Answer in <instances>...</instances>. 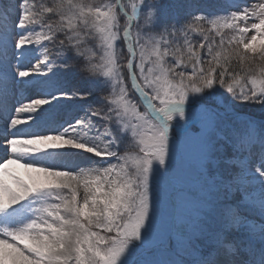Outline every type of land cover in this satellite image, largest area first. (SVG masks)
<instances>
[{
    "label": "snow or ice",
    "instance_id": "obj_1",
    "mask_svg": "<svg viewBox=\"0 0 264 264\" xmlns=\"http://www.w3.org/2000/svg\"><path fill=\"white\" fill-rule=\"evenodd\" d=\"M0 264H264V0H0Z\"/></svg>",
    "mask_w": 264,
    "mask_h": 264
},
{
    "label": "rangeland",
    "instance_id": "obj_2",
    "mask_svg": "<svg viewBox=\"0 0 264 264\" xmlns=\"http://www.w3.org/2000/svg\"><path fill=\"white\" fill-rule=\"evenodd\" d=\"M210 2H213L214 3V2H216V0H210Z\"/></svg>",
    "mask_w": 264,
    "mask_h": 264
}]
</instances>
